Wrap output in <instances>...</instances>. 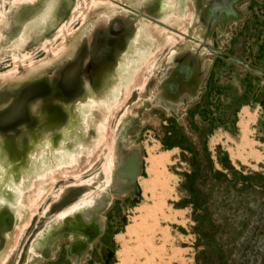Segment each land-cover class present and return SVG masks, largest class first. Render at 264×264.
Returning a JSON list of instances; mask_svg holds the SVG:
<instances>
[{"label": "rangeland", "instance_id": "obj_1", "mask_svg": "<svg viewBox=\"0 0 264 264\" xmlns=\"http://www.w3.org/2000/svg\"><path fill=\"white\" fill-rule=\"evenodd\" d=\"M233 8L235 19L207 25L208 0H0V213L8 217L7 228L0 222V264H72L63 245L78 235L56 229L54 217L97 200L91 218L105 232L92 264H121L128 249L163 264L167 229L179 237V264H195L194 223L179 204L187 159L219 168L226 154L237 169L264 172V0ZM84 62L91 70L81 84ZM179 87L190 98L174 103ZM39 136L49 145L33 150ZM122 146L136 153L131 203L104 183ZM161 194L182 212L181 224L150 214ZM72 200L77 206L61 215ZM215 205L212 220L225 219L232 258L264 264V189ZM47 226L53 232L32 246ZM136 232L144 242H132Z\"/></svg>", "mask_w": 264, "mask_h": 264}, {"label": "trees", "instance_id": "obj_2", "mask_svg": "<svg viewBox=\"0 0 264 264\" xmlns=\"http://www.w3.org/2000/svg\"><path fill=\"white\" fill-rule=\"evenodd\" d=\"M161 143L164 148L174 144L170 140H162ZM205 153L208 155L206 149ZM187 160L189 169L182 173L179 183L185 195L179 204L189 206L194 223L195 264H241L230 254L232 244L223 232L225 219L222 218L218 223L212 220L211 209L216 208V202L221 208L228 206L229 194L260 192L264 189V172L237 169L228 161L226 154L221 159L217 158L219 168L215 167L211 159L199 161L195 154ZM205 184L206 188L203 186ZM218 197L220 199L217 201Z\"/></svg>", "mask_w": 264, "mask_h": 264}, {"label": "flooded vegetation", "instance_id": "obj_3", "mask_svg": "<svg viewBox=\"0 0 264 264\" xmlns=\"http://www.w3.org/2000/svg\"><path fill=\"white\" fill-rule=\"evenodd\" d=\"M241 1H243V0H208L210 10L208 13L209 16H208V20H206V24L209 25L212 21L215 20V21H218V23L221 25L227 19H235V17L237 16V13L233 7H234V4L236 2H241ZM220 17H223V18H220ZM180 60H181V58H180ZM86 67L87 66L84 62L83 67H82L83 76H81V78H80L81 84H84L83 78L89 72V70H91V69H89V66H88V69ZM16 95H17V93H16ZM20 120H22V119L16 120L13 123L16 124L18 121L20 122ZM6 127L10 128V129L15 128V126H13V125H9ZM0 129H2V127H0ZM45 132H47L46 134H48L49 131L47 130ZM41 136H39L37 141L33 145H31L30 148H33V150H34L35 147H37L38 143L40 144V146L49 145L48 144L49 142L47 141L46 136L45 137H41ZM47 138H48V135H47ZM45 140L47 142H45ZM27 144H30V143L27 142ZM115 146H116V144H115ZM133 154H136V153L131 149H127L125 146L121 147L119 155L114 150V164L112 167L113 174H111V172H110V181L108 183L105 182V175H104L105 185L107 186L110 183H112L114 190L119 191L120 194L128 193V194H126V200L129 201V203L132 202L131 196H132V191H134L132 188H133L134 176L136 173L132 174L128 170L125 172L124 175L120 174L121 175V178H120L118 171L123 169L122 166H124V164L129 163ZM18 163H20V162L18 161ZM137 169H136V172H137ZM85 192H83L76 200H78ZM94 193L96 194V192H94ZM76 200H74V201L72 200L73 202L70 201L71 203L70 202L69 203L71 205L66 204V206L63 208L64 210L61 212V214L65 211H68V209L71 210V208H73V206L75 204L74 202ZM98 204H99V200H97L93 206H89V207L80 209L79 211L74 212V214L72 213V214H70V216L68 215V216L64 217L63 219L57 220L56 217H54L55 220H54V223H52V224L54 227H56V229L60 228L61 224H59V222L62 223L63 221H68L71 228L70 227L67 228L68 230L64 229V231L65 232H67V231L73 232L75 235H78L77 237H70V238L67 236L68 245H63L65 250H67V252L69 254H72L74 256V260L72 261V264H88L87 261H90V264H92V263H94L93 259L96 258L97 254H99L101 257V251L99 252L100 246H99V244H97V240L104 234L105 228L102 225V223H99V222L93 220V218H91L92 217V210H93V208L95 209L98 206ZM106 206H111V202H109L107 200ZM61 210L62 209H60L56 213L60 212ZM87 212H88V214H87ZM0 214H2V215H0V222L2 221L4 223V227L7 228L8 227V224H7L8 217L4 213H0ZM119 216H120L119 213H117V217H119ZM76 224H78V226L73 227ZM53 226H50V227L47 226L46 230L43 231L44 236L41 235L42 236L41 238H39L38 235L42 231L39 232L38 235L35 237V239H33L32 246H33V244H35L36 241L38 242V240H41L42 238L46 237L45 235L47 233L53 232L52 231ZM92 226H94L95 228ZM61 228H65V227L61 226ZM90 228L92 229V232L89 235H87L86 232H89ZM71 248L72 249L75 248V249L72 251ZM86 250L88 251V254H86ZM67 255L65 254L66 257H68ZM58 257H59V251L55 257L56 260ZM82 259H84V260H82ZM6 261H7V259L3 263H5Z\"/></svg>", "mask_w": 264, "mask_h": 264}, {"label": "bare ground", "instance_id": "obj_4", "mask_svg": "<svg viewBox=\"0 0 264 264\" xmlns=\"http://www.w3.org/2000/svg\"><path fill=\"white\" fill-rule=\"evenodd\" d=\"M168 154V153H167ZM166 157H169V156H166ZM155 159H157V158H155ZM167 159V158H166ZM170 159V158H169ZM161 160V159H160ZM164 160V159H163ZM75 162H76V160H75ZM107 162V161H106ZM87 166V165H86ZM71 167V166H70ZM70 169V168H69ZM70 171V170H69ZM82 171V170H81ZM153 174H154V172H153ZM169 174V173H168ZM168 182V181H167ZM144 184V183H143ZM146 184V183H145ZM163 184H165V183H163ZM146 186V185H145ZM166 188V187H165ZM164 196V195H163ZM163 196H162V194H161V196H160V199H159V204H158V210L156 209V208H154L153 210H150V214L152 215V213L154 214V212L156 211L157 213H159V215H160V213L161 214H164V215H166L165 216V218H169V221L171 222H174V223H176V224H181L182 222H183V217L181 216L182 215V212H178V211H180V210H178V211H174V209L173 210H169V208L170 207H168L167 208V206L169 205V203L167 204V202L165 201V200H167V199H163ZM82 203V202H81ZM90 203V202H89ZM94 203V202H93ZM75 206H77L76 204H74V206H73V208L75 207ZM73 208H71V210L70 209H68V211H65V212H63L61 215H63V214H69L72 210H73ZM79 209V208H78ZM174 211V212H173ZM181 213V214H180ZM67 214V215H68ZM71 214V213H70ZM87 214H88V212H87ZM60 215V216H61ZM59 216V217H60ZM65 217V216H64ZM78 217V216H77ZM156 218V217H155ZM60 219V218H59ZM168 220V219H167ZM141 221H143V220H141ZM161 221V220H160ZM78 222V221H77ZM171 222V223H172ZM143 223V222H142ZM59 224H61L60 225V228H61V226H64L65 228H63V229H65V230H68L67 228H71V226H70V224H69V222L68 221H63L62 223L61 222H59ZM164 224V223H163ZM133 225V224H132ZM161 225V224H160ZM165 225V224H164ZM76 226H78V224H76L75 226H73V227H76ZM136 226V225H135ZM139 226H142V225H139ZM153 226V225H152ZM158 226V225H157ZM92 227H94V226H92ZM155 227V226H154ZM153 227V228H154ZM95 228V227H94ZM132 228V227H131ZM129 229V230H133V229ZM133 228H134V225H133ZM135 230H136V227L134 228ZM134 230V231H135ZM137 230H138V228H137ZM156 230V229H155ZM171 229H167V231H165V233L164 234H162V238H160L159 239V242H161V240H162V244H163V247H161L162 248V250H161V248H160V250L162 251V253H163V258H164V260H165V263H163V264H179L180 262H182L183 261V257H184V253L183 252H179V246L177 245V240L179 239V237L178 236H172L171 235V231H170ZM92 232V229L90 228L89 229V232H86L87 233V235H89L90 233ZM143 232V231H142ZM151 232H153V229H152V231ZM130 233V232H129ZM136 233H139V232H136ZM141 233V232H140ZM140 233L139 234H137V235H135V234H133L132 236L135 238H133L134 240H132V242H135V243H137V242H140V241H142L143 240V242H144V238L141 240V238L138 236V235H140ZM144 233V232H143ZM155 233V232H154ZM157 233V232H156ZM131 234V233H130ZM146 234V233H145ZM152 235H151V238H153V237H156L153 233H151ZM131 236V235H130ZM131 236V237H132ZM137 236V237H136ZM159 236V235H158ZM121 237V236H120ZM119 237V238H120ZM144 237V236H143ZM146 237H149V236H146ZM123 238V237H122ZM122 238H120L121 240H123ZM151 238H149V240L151 239ZM159 238V237H158ZM131 239V238H130ZM129 239V240H130ZM147 239V238H146ZM157 239V238H156ZM123 241H125V240H123ZM127 241V240H126ZM125 241V242H126ZM146 241V240H145ZM158 241V240H157ZM129 242V241H128ZM131 242V241H130ZM143 242H142V244H143ZM127 243V242H126ZM146 243V242H145ZM151 243H152V241H151ZM155 243V242H154ZM147 245V244H146ZM155 246V245H154ZM136 247V246H135ZM142 247V246H141ZM156 247V246H155ZM158 247V246H157ZM156 247V248H157ZM131 248H133V247H131ZM150 248V247H149ZM148 248V249H149ZM172 248V249H171ZM158 249V248H157ZM173 250V249H176V250H178L177 252L176 251H174V253H172V252H170L171 250ZM133 250H135V249H128V250H125V253L124 254H122L121 256H120V259H121V264H153V260H156L155 258H154V256H153V258H151V259H149V260H145V259H140L141 257L140 256H138V255H136V253L133 251ZM137 250V249H136ZM139 250H141V248L139 249ZM139 250L137 251V253L139 252ZM147 250V249H146ZM159 250V249H158ZM157 250V251H158ZM159 252L160 251H158V254H159ZM142 253V252H141ZM151 253H153V252H151ZM154 254V253H153ZM141 255V254H140ZM161 256V255H160ZM159 256V257H160ZM152 257V256H151ZM156 257H158V255L156 256ZM158 257V259H160ZM146 258V257H145ZM145 260V261H144ZM161 260V259H160ZM159 260V261H160ZM163 260V259H162ZM162 260H161V262H162ZM164 262V261H163ZM184 262V261H183Z\"/></svg>", "mask_w": 264, "mask_h": 264}, {"label": "water", "instance_id": "obj_5", "mask_svg": "<svg viewBox=\"0 0 264 264\" xmlns=\"http://www.w3.org/2000/svg\"><path fill=\"white\" fill-rule=\"evenodd\" d=\"M202 45L207 49L208 52L213 53L215 55L221 56V57H225L229 60H233L236 61L235 58L231 57V56H226L224 55L219 48H212L210 47V45L204 41H202ZM199 73V72H198ZM170 75V69H167L165 72V75L162 79H167L168 76ZM198 75V74H197ZM160 90V89H158ZM180 91L179 96L173 101L174 103L178 102V101H182L183 99H187L190 98V93L188 91V89L186 88H182L179 87L178 89ZM133 157V158H132ZM131 157V160L129 161L128 164H124L123 169L119 170V176L121 178V175H124L126 171L129 170L130 173L135 174L136 173V169H137V163H136V154H133V156ZM121 174V175H120ZM99 231V230H98Z\"/></svg>", "mask_w": 264, "mask_h": 264}]
</instances>
